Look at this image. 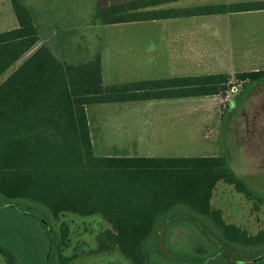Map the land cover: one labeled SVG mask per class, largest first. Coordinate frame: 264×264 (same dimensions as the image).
<instances>
[{"label": "trees", "instance_id": "1", "mask_svg": "<svg viewBox=\"0 0 264 264\" xmlns=\"http://www.w3.org/2000/svg\"><path fill=\"white\" fill-rule=\"evenodd\" d=\"M177 1L95 0L93 18L105 26L264 9V2L164 7ZM10 2L17 26L0 32V198L18 217L1 225L5 263L71 264L68 227L57 234L54 226L73 214L110 225L88 254L118 251L131 264H264V221L252 234L213 205L224 182L264 214V195L235 174L228 155L99 156L88 115L102 104L226 96L263 81L264 70L237 72L235 83L216 73L106 84L100 50L64 60L40 43L33 8ZM232 252L257 256L247 262Z\"/></svg>", "mask_w": 264, "mask_h": 264}, {"label": "rangeland", "instance_id": "2", "mask_svg": "<svg viewBox=\"0 0 264 264\" xmlns=\"http://www.w3.org/2000/svg\"><path fill=\"white\" fill-rule=\"evenodd\" d=\"M24 1L36 13L40 43L48 44L59 57L71 62L86 61L100 50L105 59L106 82L164 76V69L154 67L158 58L166 54L163 50L169 46L172 51L175 42L176 53L168 57L174 66L171 71L175 73L222 72L230 74L231 82L235 83L237 72L264 70V45L257 43L258 36L223 30L205 18L179 20L194 23L186 26L182 34L179 30L163 31L165 24L157 22L99 25L93 18L95 0ZM195 1V4L185 0L165 6L220 2ZM15 26L17 20L10 0H0V32ZM139 60L148 66L135 65ZM89 116L98 121L102 130L101 135L95 133L100 138V145L96 147L99 155H228L235 174L264 195V80L245 89L241 84L236 85L226 96L95 105L89 110ZM213 205L222 209L227 222L252 234L263 226L264 214L255 211L253 202L224 182L218 183ZM8 206L0 198V234L4 220L15 217L17 221L18 214L13 215L17 210ZM64 225L68 227L70 239L66 254L77 255L71 264H131L118 251L88 254L97 245L98 233L110 227L101 217L65 214L54 226L55 232L58 234ZM178 233L172 237L175 244L181 241ZM232 256L250 260L257 255L232 252ZM0 264H6L2 256ZM148 264L156 263L149 261ZM194 264H199L198 260Z\"/></svg>", "mask_w": 264, "mask_h": 264}, {"label": "crops", "instance_id": "3", "mask_svg": "<svg viewBox=\"0 0 264 264\" xmlns=\"http://www.w3.org/2000/svg\"><path fill=\"white\" fill-rule=\"evenodd\" d=\"M180 1H185V0H179L177 2H174L173 5ZM194 1L192 4H195L196 1ZM248 2H264V0H220V2H216L215 4H205V5H217V4H238V3H248ZM190 4V5H192ZM205 5H194V6H188V7H173L172 8H190V7H198V6H205ZM166 7V6H164ZM192 18H205L208 20H211L216 26L223 28V30H229V31H238L239 33H245V34H254L258 36V41L257 43L259 45H264V9L263 10H252V11H244V12H229V13H224V14H213V15H203V16H192V17H179V18H172V19H164V20H154V21H141V22H157L161 24H165L163 31H166L167 29H171L172 31L174 30H179L182 31L184 34V30L186 26H192L191 22H184V21H179L181 19H192ZM137 23V22H133ZM207 25V24H205ZM209 25V24H208ZM187 30V29H186ZM189 31V30H188ZM183 36V35H182ZM181 36V37H182ZM179 37V36H177ZM262 40V41H261ZM177 49V43L175 42L173 44V50H170V47L168 46L163 50V53H169L168 55H163L158 58V62L156 61V66L154 68H159V69H164L163 71L165 72L164 76H160L159 78L156 79H162V78H172V77H185V76H198V75H193V74H187V72H173L171 69H174V66L172 65V60L168 59V57L171 55H175ZM162 55V54H161ZM102 56V70H103V80L106 84H117V83H124V82H129V81H139V80H151V79H138V78H131L128 81L124 82H115L110 80V82H106V77H105V70H104V57L103 54ZM146 60V59H143ZM142 60H139L138 62H135V65L139 64V66L147 67V62L142 65ZM222 73V72H221ZM209 74H216V73H209ZM206 75V74H204ZM112 79V76L109 77ZM192 98V97H190ZM182 99V98H180ZM169 100H176V99H169ZM152 101H158V100H152ZM161 101V100H160ZM122 104V103H121ZM91 109V108H90ZM89 109V110H90ZM89 115V112H88ZM89 123L91 127V135H92V141L94 145L95 152L97 151L96 147L97 145H100L98 143V140L100 138H97L95 136V133H99L101 135L102 130H99L98 127V121L91 120L89 116ZM96 137V139H95ZM97 154V152H96ZM99 155V154H98ZM99 156H112L108 154H101ZM115 156H121V155H115ZM125 156H131V155H125ZM153 156V155H152ZM150 156V157H152ZM148 157V156H146ZM157 157V156H156ZM158 157H163V156H158Z\"/></svg>", "mask_w": 264, "mask_h": 264}, {"label": "water", "instance_id": "4", "mask_svg": "<svg viewBox=\"0 0 264 264\" xmlns=\"http://www.w3.org/2000/svg\"><path fill=\"white\" fill-rule=\"evenodd\" d=\"M249 260H247V262H248Z\"/></svg>", "mask_w": 264, "mask_h": 264}]
</instances>
